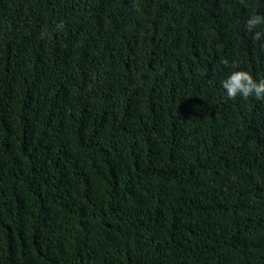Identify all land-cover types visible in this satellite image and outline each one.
<instances>
[{
	"label": "trees",
	"instance_id": "trees-1",
	"mask_svg": "<svg viewBox=\"0 0 264 264\" xmlns=\"http://www.w3.org/2000/svg\"><path fill=\"white\" fill-rule=\"evenodd\" d=\"M254 14L0 0V264H264V101L221 86L264 79Z\"/></svg>",
	"mask_w": 264,
	"mask_h": 264
},
{
	"label": "clouds",
	"instance_id": "clouds-1",
	"mask_svg": "<svg viewBox=\"0 0 264 264\" xmlns=\"http://www.w3.org/2000/svg\"><path fill=\"white\" fill-rule=\"evenodd\" d=\"M260 25H264V15L254 14L246 21V28L254 33L253 39L256 41L264 40V33L255 31ZM261 46L264 47V43ZM224 63L227 64L228 61L225 60ZM221 86L226 92V97L230 100H236L237 97L247 99L251 96L257 100L264 101V79L257 81L248 71H232L221 82Z\"/></svg>",
	"mask_w": 264,
	"mask_h": 264
}]
</instances>
